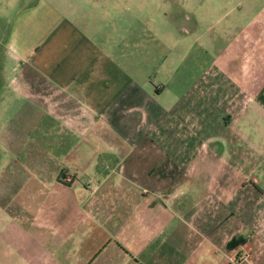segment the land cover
I'll return each mask as SVG.
<instances>
[{"label": "crops", "instance_id": "0c3cea01", "mask_svg": "<svg viewBox=\"0 0 264 264\" xmlns=\"http://www.w3.org/2000/svg\"><path fill=\"white\" fill-rule=\"evenodd\" d=\"M13 17L0 88L54 143L0 131V264H264V0H21Z\"/></svg>", "mask_w": 264, "mask_h": 264}, {"label": "rangeland", "instance_id": "374dc122", "mask_svg": "<svg viewBox=\"0 0 264 264\" xmlns=\"http://www.w3.org/2000/svg\"><path fill=\"white\" fill-rule=\"evenodd\" d=\"M21 1V0H10V3L5 4L6 10L4 15L2 14V12L0 13V37L2 36V33L6 32L7 34V25L4 22H7V20L9 19H16V17L14 16V13L16 11L17 8V2ZM173 1V0H171ZM176 4H178V0H175ZM157 3V0H156ZM54 7L59 9V5L58 3L54 2ZM60 8L63 9V11L65 12L66 9L68 8V10L70 11L71 8L67 7V5L65 4L64 6L60 5ZM156 8V13L157 16H162L164 14V11L168 13V15H172V11L168 10V9H163L162 7H155ZM60 9V10H61ZM75 14L77 15V13H81L80 17L81 18H85V20H89L92 21L91 19H95L96 17V12L95 10L89 8L88 5H84L82 6V8H78L75 7L74 9ZM91 11V12H90ZM176 12H178V9L176 8ZM126 14V12L124 13ZM11 15V16H10ZM10 16V18H9ZM128 19V20H126ZM126 19L122 18L119 19L118 22H120L123 26H128L131 25V23L129 22V15H126ZM105 18L102 19V21L99 22L98 18L97 21L98 23L101 24V27H105L104 24L106 23ZM127 22H124V21ZM157 20V19H156ZM14 23L11 22V24H9V26H13ZM118 26V25H117ZM159 29H160V34L161 33H166L169 32L171 35V39L170 42L171 44H174L175 42L178 41V38L180 37V34L176 33L174 31L173 28H169L168 26L163 27L162 24L157 23L156 25ZM122 43H121V49L122 51H127L128 52V56L125 58H123L124 60L127 59V64H129L130 61V57H129V51H130V41H129V37H127V35H125L124 33L122 34ZM127 37V38H126ZM149 40H147V44L146 47L143 49L145 52L151 53L152 50L154 51L156 56V59L159 57L160 53L158 52L159 50L158 47L155 45L157 44V41H155L154 45H151V43L149 42ZM153 48H156L155 50ZM173 57V56H172ZM5 78L7 75V62L5 61ZM171 68L173 70H175V72L173 73V77H177L182 69V67L179 66H171ZM157 69V67H156ZM160 73V71H158V73H156V75L154 76V78H152V81H156L157 79V75ZM0 76H2L0 74ZM156 77V78H155ZM171 82H167L168 83V87L170 88L169 90H166L165 93L163 94L165 97L164 98H160L158 100V103H160L164 108H168L171 104V97L173 98L172 94L174 93V89L171 88ZM177 92V91H176ZM5 97V98H3ZM8 97L10 99H8ZM5 99V100H4ZM37 114V110L34 106L28 104L23 96L21 94H19L18 92H16V89L14 90L12 88L11 89H3L0 88V131L5 130H9L11 132V134L13 135H19L14 137L15 139L17 137H22L20 139H16L17 141H25L26 144H32V142L35 139H42V143L45 141L48 144H52L54 143V131L51 129H54V121H51L50 119H46L43 118L45 120H41V118H39L38 120L35 119V116ZM160 120L166 119V113L165 112H161L158 113ZM157 117V115H156ZM52 124H51V123ZM162 124V123H161ZM160 127L162 128V125H160ZM42 134L45 135L44 137H42ZM24 135H27V139L23 138ZM46 135H50V136H46ZM53 135V136H52ZM25 137V136H24ZM82 138V137H81ZM44 140V141H43ZM4 143H8V140H3V138L0 137V145H4ZM81 140H78V143L76 144H81ZM34 144V143H33ZM253 176L256 178L260 177L261 173H264V157L261 159L260 163L258 165H256V169L252 171ZM264 188V186H263Z\"/></svg>", "mask_w": 264, "mask_h": 264}, {"label": "built area", "instance_id": "2783aa9c", "mask_svg": "<svg viewBox=\"0 0 264 264\" xmlns=\"http://www.w3.org/2000/svg\"><path fill=\"white\" fill-rule=\"evenodd\" d=\"M239 261H240V259H239V260H237V259L234 260L235 263H236V262H239Z\"/></svg>", "mask_w": 264, "mask_h": 264}]
</instances>
